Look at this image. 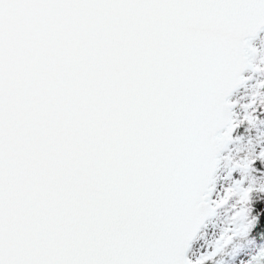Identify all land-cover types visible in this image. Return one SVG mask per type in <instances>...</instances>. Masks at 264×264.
<instances>
[{
	"label": "snow or ice",
	"instance_id": "obj_1",
	"mask_svg": "<svg viewBox=\"0 0 264 264\" xmlns=\"http://www.w3.org/2000/svg\"><path fill=\"white\" fill-rule=\"evenodd\" d=\"M0 264H264V0H0Z\"/></svg>",
	"mask_w": 264,
	"mask_h": 264
}]
</instances>
